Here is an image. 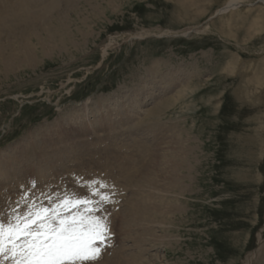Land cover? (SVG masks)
Wrapping results in <instances>:
<instances>
[{"label":"rangeland","instance_id":"obj_1","mask_svg":"<svg viewBox=\"0 0 264 264\" xmlns=\"http://www.w3.org/2000/svg\"><path fill=\"white\" fill-rule=\"evenodd\" d=\"M53 16L56 41L0 71V162L7 164L0 170L9 173H0V189L22 185L1 198L2 212L25 211L17 198L33 177L44 190L35 197L78 195L87 182H103L99 174L116 171L109 162L119 153H84L73 161L68 152L89 149L109 124L121 122L112 106L124 96L153 93L142 109L161 111L151 109L148 118L141 112L137 121L150 123V151L131 175L114 182L109 175V187L97 188L112 195L107 212L96 215L109 219L118 246L96 264L111 262L123 240L118 256L126 259L142 244L139 264L250 263L264 240V0H74ZM86 101L85 112L96 117L77 127L69 116L82 114ZM93 126L103 132L94 134ZM39 167L44 178L58 169L59 179L47 187ZM48 198L41 197V207ZM131 203L140 216L123 232L116 220H128ZM149 203L157 210L152 218ZM131 232L145 243L125 239Z\"/></svg>","mask_w":264,"mask_h":264},{"label":"bare ground","instance_id":"obj_2","mask_svg":"<svg viewBox=\"0 0 264 264\" xmlns=\"http://www.w3.org/2000/svg\"><path fill=\"white\" fill-rule=\"evenodd\" d=\"M74 0H0V64H1V68L0 71L2 69V67L4 68L3 70L8 69L10 66H19L21 65V58L20 56L24 59L25 56H27L28 54H30L31 52H35L34 50H36V47H43L46 43L48 45V42L50 43H54V41H56V35H57V31L56 29H58L56 27V25H54L55 23V16L48 18V16L54 11L56 10V8L59 5H65V6H69ZM63 26H65V23H61L59 28H63ZM43 28L41 30L42 34H40L39 29ZM65 29V28H64ZM67 29V28H66ZM60 31V30H59ZM62 31H60L61 33ZM64 32V31H63ZM45 34V38H42L41 36ZM63 34V33H62ZM66 34V33H65ZM64 35V34H63ZM62 37V36H61ZM58 38V37H57ZM5 39H7V42H4ZM46 40V41H42ZM62 39V38H61ZM10 41H13V43L10 46L7 47V44L10 43ZM60 41V40H59ZM35 43V44H33ZM35 54V53H34ZM26 60V59H25ZM29 62V61H28ZM26 63V61H25ZM19 64V65H18ZM2 74V73H1ZM166 87L167 85L164 84ZM149 86L148 82H145V86L144 89H147ZM163 89L164 87H159L158 89ZM153 94V93H152ZM152 94H147L144 95L142 94V98H138L137 94H134V96H132L131 98L126 97V96H122L124 98L121 99L122 103L120 105H113L112 106V111H119V117L120 115L122 116L121 118V122L118 123H113V124H109L106 128L107 130H104V134L102 133L101 135H103L106 139L104 140L101 135L99 136L100 131L98 129H95V127L98 126V124L94 127L93 129H91V131L94 133L97 132L98 136H99V141L96 144H93L92 146L88 147L89 149L85 150V151H78L77 147H75L74 149L70 150L68 153L69 154H73L72 156V160L75 161L76 159L74 158L75 155L77 156H81L82 154L85 153V155H87L86 157H91V155H97L99 153H108V155H110V152L113 153H119L120 154V158H118V160H114V162H109V166L113 167V172H107V176L105 175H101V179L103 180V183H108L110 182V180L108 178L109 175H111L113 177V180L111 181H117L118 177L121 178H125L126 175H131L130 173L135 170L136 168V164L138 161L139 164L143 162L144 158L141 157H145L146 153H148L150 150L147 149L146 143H147V138H148V134L151 133L152 131L149 129V124L147 122V118L150 117L149 113L151 111V109L153 108H149L147 111H145V109H142V105L144 104L145 101L149 102L151 100V98H153ZM130 100V101H129ZM146 102V103H147ZM145 103V104H146ZM89 104L88 101L84 102L82 105V108L80 110H82V114L80 113L79 110L74 111L73 115L69 116V118H74L76 121H78V126L81 125V120L86 121L89 117L91 118H95L97 111H86V106ZM148 106V104H147ZM90 107V106H89ZM158 111H161L160 107L158 108H154L152 113L154 115L157 114ZM113 112V113H115ZM141 112H144L143 115H145V113L147 114V118L145 119L144 123H139L137 122L140 119L139 115ZM111 114V112H108L107 114ZM102 114V112H101ZM117 114V113H116ZM118 115V114H117ZM142 115V116H143ZM113 119V116H110ZM138 118V119H137ZM152 118V117H151ZM143 120V117L141 118V121ZM68 121V119L66 120ZM150 122V120H149ZM148 123V124H147ZM100 124V123H99ZM101 125V124H100ZM84 127L90 128L91 125L90 124H84ZM53 128V127H52ZM56 128V127H55ZM144 129H146V131H144ZM51 130V129H50ZM60 130V129H59ZM49 131V130H48ZM109 131V132H107ZM122 132H125L121 135ZM139 133L140 132V136L134 135V133ZM62 134V133H61ZM64 134V133H63ZM95 134V133H94ZM129 134V135H127ZM80 136V135H79ZM97 136V137H98ZM120 136H125L123 137L120 142H115V139H119ZM74 137H78L77 134L74 135ZM86 137V136H85ZM129 137L127 140L126 138ZM30 138V137H29ZM63 138V137H62ZM71 135H69V137H67V139H70ZM80 138V137H78ZM131 139V140H130ZM65 140V139H64ZM105 141H109L106 145L102 144ZM130 141V142H129ZM65 142V141H64ZM67 142V141H66ZM65 142V143H66ZM81 142V140H80ZM37 143V142H36ZM129 144V145H128ZM32 146V145H31ZM40 148V147H39ZM35 149V148H34ZM36 150V149H35ZM48 152L50 153L51 151L48 150ZM67 152V151H66ZM26 153V152H25ZM38 154V153H37ZM67 154V153H66ZM139 154V156H137ZM26 155V154H25ZM43 155V154H42ZM28 157V156H27ZM85 157V158H86ZM107 157V156H106ZM99 158V157H98ZM108 158V157H107ZM136 158V159H134ZM141 158V159H140ZM22 159V158H21ZM54 157L52 156V161H53ZM82 160V158H81ZM80 160V161H81ZM87 160V158H86ZM97 160V159H96ZM110 160L109 158L107 159ZM33 161V160H32ZM79 161V160H78ZM34 162V161H33ZM54 162V161H53ZM62 161H58L56 160V164L61 163ZM90 162L92 163V161L90 160ZM95 162V161H94ZM36 164V162H34ZM34 163L32 164V166H30V169L34 167ZM71 163V162H70ZM77 163V162H75ZM81 163V162H80ZM83 163V162H82ZM111 163V164H110ZM5 164V165H4ZM24 164H26L27 166L29 165L28 160L24 162ZM7 164L5 162H0V166H6ZM73 165V164H72ZM20 166V165H19ZM26 166V167H27ZM56 166V165H55ZM59 166V165H58ZM78 166V165H77ZM91 167V166H90ZM89 167V168H90ZM98 167V166H97ZM14 168V166L12 167ZM40 168V167H39ZM63 168V167H62ZM92 168V167H91ZM102 168V167H101ZM3 172L0 170L1 175H4L5 173H8V169L3 168ZM66 169V168H65ZM79 169V168H77ZM76 169V170H77ZM83 169V168H82ZM110 169V168H109ZM91 170V169H90ZM98 170V168H97ZM82 171V170H81ZM94 171V169H93ZM14 172V171H13ZM39 172V175H41L42 180L43 179H47V184L49 186L53 185L54 183V176L56 178H58L59 175V171L58 169L56 170H50L49 174L47 175V177L44 178V171L38 170L37 173ZM54 172V174H53ZM86 172V171H85ZM89 172V171H88ZM99 172V171H98ZM92 173V172H91ZM90 173V174H91ZM147 175H150L151 172H146ZM9 174V173H8ZM18 176V174H15ZM89 175V173H88ZM165 175V174H164ZM62 176V175H61ZM91 176V175H90ZM103 176V177H102ZM49 177H53L52 179H49ZM18 178V177H17ZM79 178V177H78ZM84 178V176H83ZM82 178V179H83ZM90 178V177H89ZM93 178V177H92ZM9 179V178H8ZM7 179V180H8ZM36 179V178H35ZM59 179V178H58ZM57 179V180H58ZM85 179V178H84ZM100 179V178H99ZM131 179V178H130ZM150 179V177H149ZM41 180V179H40ZM63 180V178H62ZM142 180V179H141ZM151 180V179H150ZM10 181V180H9ZM87 181V180H86ZM97 181V180H96ZM131 182H133L132 180H130ZM18 182V181H17ZM61 182V181H60ZM6 183V182H5ZM20 183V182H19ZM39 184V182H37ZM56 183V182H55ZM77 183H79L77 181ZM3 184V181H2ZM17 184V183H16ZM75 184V183H74ZM73 184V185H74ZM81 184V183H80ZM119 184V183H117ZM131 184V183H130ZM148 184V183H146ZM166 184V183H165ZM19 185V184H18ZM18 185H11L9 188L6 185H3V189H0V201L1 198L4 200V197L6 195L9 194V191H12V187L16 186V188H19ZM21 185V184H20ZM24 185V184H23ZM44 185V184H43ZM149 185V184H148ZM22 186V185H21ZM20 186V187H21ZM76 186V185H75ZM86 186V185H85ZM170 186V185H169ZM164 187V185H163ZM171 187V186H170ZM169 187V188H170ZM69 188V187H68ZM74 188V186H73ZM76 188V187H75ZM39 189V188H38ZM42 189V188H41ZM47 189V188H46ZM45 189V190H46ZM61 189V188H60ZM48 190V189H47ZM42 191H44L42 189ZM49 191V190H48ZM60 191V190H59ZM81 191V190H80ZM14 192V191H13ZM41 193V192H40ZM47 193V191H46ZM12 194V193H11ZM60 194V193H59ZM90 194V193H89ZM117 194V193H116ZM46 195V194H45ZM110 195V193H109ZM11 196V195H10ZM112 196V195H110ZM159 196V195H158ZM19 197V195H18ZM38 197V195H37ZM171 198V197H170ZM6 200V199H5ZM11 200V199H10ZM113 200V199H112ZM171 200V199H170ZM114 201V200H113ZM133 201V200H132ZM172 202V201H171ZM6 202L3 203V207H6ZM156 203V202H155ZM163 203V202H162ZM12 204V203H10ZM139 204V203H138ZM157 204V203H156ZM17 205V204H16ZM12 206V205H11ZM15 206V205H14ZM14 206H12L11 208H13ZM154 206V205H152ZM0 211H2V207H0ZM9 208V207H8ZM139 206L136 205L134 206L132 203L129 205L128 207V211H127V215L126 218H128V220H126L123 216V219L121 218L122 216L120 215L118 217V219L116 221L121 222V224L123 225V232L126 231L128 224L130 223V221L132 222L133 220H135L137 217L136 216H140L139 215ZM149 209L150 211H152V215L151 218L153 217V214H155L157 212L155 207H151V204L149 203ZM159 210V209H158ZM103 212V211H102ZM12 213V212H11ZM104 214V212H103ZM107 214V213H106ZM11 215V214H10ZM98 215V214H97ZM116 215V214H114ZM113 215V217H114ZM142 216V215H141ZM105 217V216H104ZM109 217V215H108ZM111 217V216H110ZM136 217V218H135ZM115 218V217H114ZM139 218V217H138ZM141 218V217H140ZM109 220V219H108ZM107 220V221H108ZM114 219H112L113 221ZM111 221V222H112ZM136 221V220H135ZM134 222V221H133ZM152 222V221H150ZM114 223V222H113ZM155 223V222H153ZM112 225V223H109V225ZM120 224V226H121ZM110 225V226H111ZM156 226V225H153ZM129 227H131L129 225ZM120 228V227H119ZM132 228V227H131ZM144 228V227H143ZM154 228V227H153ZM151 228H148V230H144L146 233L150 232ZM122 232V231H121ZM141 232L143 233V231L141 230ZM154 232V231H153ZM262 233V232H261ZM144 234V233H143ZM146 235V234H145ZM145 236L143 235H133L132 232L129 234H126L125 239H131L134 241V243H140L141 241L144 240ZM261 240V239H260ZM139 241V242H138ZM143 243H145V241H143ZM123 244L125 245V240H123ZM124 245H120L119 247L122 248L121 246ZM141 245V246H140ZM118 247V249L120 251L126 250V246H124L123 250H121ZM136 249H137V254L134 255L133 257L130 258H125V256H118V252L119 250L117 249L115 251L114 256L112 257L111 262L108 261V263H106L105 260V264H139V262L141 263V261L143 260V258L141 257V252H142V244H139V246L135 245ZM152 247V246H151ZM145 249V248H144ZM149 250V249H148ZM147 251V250H146ZM145 251V253H146ZM143 253V252H142ZM106 255V254H105ZM252 256V260H250V263L248 264H264V240H261L258 244V249L256 250L255 254H251ZM102 257V256H101ZM142 259V260H141ZM141 260V261H139ZM101 262V261H100Z\"/></svg>","mask_w":264,"mask_h":264},{"label":"snow or ice","instance_id":"obj_3","mask_svg":"<svg viewBox=\"0 0 264 264\" xmlns=\"http://www.w3.org/2000/svg\"><path fill=\"white\" fill-rule=\"evenodd\" d=\"M89 198L65 196L51 207L0 211V264H96L111 246L106 211L109 186L94 181Z\"/></svg>","mask_w":264,"mask_h":264}]
</instances>
